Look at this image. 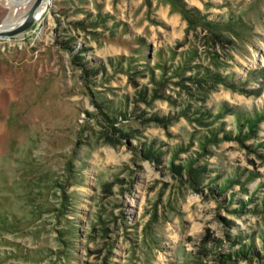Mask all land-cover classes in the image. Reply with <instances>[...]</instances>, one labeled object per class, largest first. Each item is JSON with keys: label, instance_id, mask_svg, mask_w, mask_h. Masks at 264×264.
Here are the masks:
<instances>
[{"label": "rangeland", "instance_id": "374dc122", "mask_svg": "<svg viewBox=\"0 0 264 264\" xmlns=\"http://www.w3.org/2000/svg\"><path fill=\"white\" fill-rule=\"evenodd\" d=\"M50 4L0 38V264H264V0Z\"/></svg>", "mask_w": 264, "mask_h": 264}, {"label": "water", "instance_id": "95a60500", "mask_svg": "<svg viewBox=\"0 0 264 264\" xmlns=\"http://www.w3.org/2000/svg\"><path fill=\"white\" fill-rule=\"evenodd\" d=\"M45 1H47L45 8V12H46L50 9V4H49L50 0H33L27 13H25L21 19H19L18 21L12 24L11 22L6 24V21L4 20L3 23L0 24V38H6V37L12 38L17 34L31 28L36 22L40 21L37 14L42 4Z\"/></svg>", "mask_w": 264, "mask_h": 264}, {"label": "bare ground", "instance_id": "6f19581e", "mask_svg": "<svg viewBox=\"0 0 264 264\" xmlns=\"http://www.w3.org/2000/svg\"><path fill=\"white\" fill-rule=\"evenodd\" d=\"M32 3V2H31ZM46 3H47V1H45L43 4H42V6H41V8L39 9V12H38V14H37V16L39 17V19L41 20V19H43L44 18V16H46V14L48 13V11H46L45 12V8H46ZM51 3V0L49 1V4ZM30 4V3H29ZM51 5V4H50ZM29 6V5H28ZM30 7V6H29ZM27 13V12H26ZM24 14L25 13H23L18 19H16V20H12L11 18H9L8 20H6V24L7 23H9V22H11V24L12 23H14V22H16V21H18L19 19H21L23 16H24Z\"/></svg>", "mask_w": 264, "mask_h": 264}, {"label": "trees", "instance_id": "16d2710c", "mask_svg": "<svg viewBox=\"0 0 264 264\" xmlns=\"http://www.w3.org/2000/svg\"><path fill=\"white\" fill-rule=\"evenodd\" d=\"M256 113H257L258 116H262L260 112L257 111ZM245 121H246L245 122L246 124H249L251 126V124H253L254 120L252 118L248 117ZM240 127H243V125L240 124ZM173 166H178V165L177 164H173Z\"/></svg>", "mask_w": 264, "mask_h": 264}]
</instances>
